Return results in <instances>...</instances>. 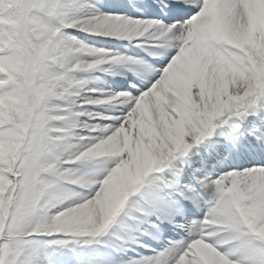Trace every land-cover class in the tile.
<instances>
[{
    "label": "snow or ice",
    "instance_id": "snow-or-ice-1",
    "mask_svg": "<svg viewBox=\"0 0 264 264\" xmlns=\"http://www.w3.org/2000/svg\"><path fill=\"white\" fill-rule=\"evenodd\" d=\"M0 264H264V0H0Z\"/></svg>",
    "mask_w": 264,
    "mask_h": 264
},
{
    "label": "bare ground",
    "instance_id": "bare-ground-1",
    "mask_svg": "<svg viewBox=\"0 0 264 264\" xmlns=\"http://www.w3.org/2000/svg\"><path fill=\"white\" fill-rule=\"evenodd\" d=\"M93 70H95V69H93ZM103 74H105V73H103ZM83 75V74H82ZM88 75V74H87ZM89 76V75H88ZM89 86L90 87H102V86H99L98 84H96V83H94V81H92V80H90L89 79Z\"/></svg>",
    "mask_w": 264,
    "mask_h": 264
},
{
    "label": "rangeland",
    "instance_id": "rangeland-1",
    "mask_svg": "<svg viewBox=\"0 0 264 264\" xmlns=\"http://www.w3.org/2000/svg\"><path fill=\"white\" fill-rule=\"evenodd\" d=\"M99 110V109H98Z\"/></svg>",
    "mask_w": 264,
    "mask_h": 264
}]
</instances>
